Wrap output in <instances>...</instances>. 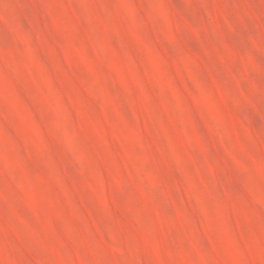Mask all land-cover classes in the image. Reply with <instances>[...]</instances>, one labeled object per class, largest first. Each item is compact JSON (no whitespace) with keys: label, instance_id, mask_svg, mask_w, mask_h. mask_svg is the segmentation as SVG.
Instances as JSON below:
<instances>
[{"label":"rangeland","instance_id":"1","mask_svg":"<svg viewBox=\"0 0 264 264\" xmlns=\"http://www.w3.org/2000/svg\"><path fill=\"white\" fill-rule=\"evenodd\" d=\"M0 264H264V0H0Z\"/></svg>","mask_w":264,"mask_h":264}]
</instances>
